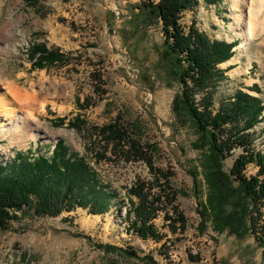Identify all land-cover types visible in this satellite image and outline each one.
Segmentation results:
<instances>
[{"label": "rangeland", "instance_id": "obj_1", "mask_svg": "<svg viewBox=\"0 0 264 264\" xmlns=\"http://www.w3.org/2000/svg\"><path fill=\"white\" fill-rule=\"evenodd\" d=\"M144 1L38 0L27 5L24 0H0L1 113L6 101H14L7 83L23 94L36 90L49 101L30 118L27 133L15 126L13 118L2 116L15 133L0 128V163H11L18 152L51 156L56 143L64 141L117 194L111 210L102 214L82 207L55 217L37 216L30 210L18 213L10 227L0 232V264H264V249L253 235L240 240L226 232L219 234L210 222L205 223L206 229L200 228L201 210L210 193L203 169L208 150L200 148L196 128L182 123L172 110L182 86L170 81L159 63L165 48L161 25H150L145 34L137 32L142 25L134 22L133 15ZM250 7L248 0L237 4L200 0L195 10L183 14L187 29L195 22L212 39L235 43L233 57L219 64L225 73L214 91L215 112L238 91L264 104V6H257L256 36L247 41L240 34L247 30ZM240 42L242 49L237 48ZM35 44L59 50L68 62L35 68L28 51ZM202 96L197 94L196 100ZM18 114L25 112L19 109ZM77 115L89 130L121 117L142 144L153 147L154 167L174 174L171 184L187 218L185 231H170L163 211L155 221L164 234L161 240L143 239L129 231L128 190L138 180H152V171L142 160L127 161L111 152L97 161L89 148L92 141L99 146L96 135L68 126ZM60 118L65 123L57 125ZM247 132L253 140L251 151L264 152V116ZM244 152L243 147H234L223 161L224 170L229 171ZM258 170L249 163L245 173L255 175ZM109 244L132 248L140 258L101 246Z\"/></svg>", "mask_w": 264, "mask_h": 264}, {"label": "trees", "instance_id": "obj_2", "mask_svg": "<svg viewBox=\"0 0 264 264\" xmlns=\"http://www.w3.org/2000/svg\"><path fill=\"white\" fill-rule=\"evenodd\" d=\"M24 1L27 5L38 2ZM217 1L205 0L208 4ZM199 3L200 0H145L136 6L138 11L133 20L142 25L137 32L143 34L150 25H161L165 48L159 63L170 81L182 86L174 97L172 110L182 123L196 128L200 148L208 150L203 169L210 193L201 210V230L210 222L219 234L226 232L240 240L253 235L264 249V152L251 151L253 140L247 132L264 116V104L257 97L238 91L234 99L222 103L215 112L214 91L225 73L219 64L233 57L235 43L212 39L195 22L188 29L185 27L184 12L195 10ZM28 51L35 68L68 62L63 53L50 50L45 44H35ZM200 93L202 100L197 101L196 95ZM64 123L65 118L56 120L57 125ZM68 126L96 135L99 146L92 141L89 148L97 161L107 159V152H111L127 161L142 160L150 167L153 179L138 180L128 190L129 231L143 239L161 240L164 234L155 221L162 211L170 231L186 230L187 218L176 203L178 192L171 184L173 172L154 167L153 147L142 144L133 129L121 123V117L89 130L84 118L77 115L68 121ZM236 146L243 147L245 152L225 171L223 161ZM249 163L259 168L255 175H246ZM116 195L90 162L64 141L56 143L51 156L18 152L11 163H0V232L7 230L18 213L26 210L37 216L55 217L82 207L102 214L111 210ZM101 246L140 258L132 248Z\"/></svg>", "mask_w": 264, "mask_h": 264}, {"label": "bare ground", "instance_id": "obj_3", "mask_svg": "<svg viewBox=\"0 0 264 264\" xmlns=\"http://www.w3.org/2000/svg\"><path fill=\"white\" fill-rule=\"evenodd\" d=\"M236 4L240 1L241 3H247V0H234ZM250 3H252V7H250L249 10V20L247 25V30L242 31L240 35L244 36L245 40H249L256 36V26H255V19L257 17V6H264V0H248ZM259 8V9H260ZM237 24H239V19L237 21ZM239 26V25H238ZM3 27H0V30L3 31ZM264 32V31H263ZM258 33V30H257ZM244 45L242 42L238 44L237 48H243ZM7 89L8 93L12 94V97L14 99L13 102L6 101L4 106V114L7 116H10L15 120V126H19L22 129V132L27 133L29 132V126H30V118H32L37 112L43 111L49 102L48 99L41 96V94L34 90L31 93H21V90L13 88L11 83H7ZM23 92V91H22ZM5 97H3L1 100H4ZM25 112L23 116L18 114L19 109ZM1 102H0V128H6L9 130L10 134H14L15 131L11 127H7V125L2 120V113H1ZM3 109V108H2ZM18 109V110H17ZM3 111V110H2ZM5 129V130H6ZM18 133V132H17Z\"/></svg>", "mask_w": 264, "mask_h": 264}]
</instances>
